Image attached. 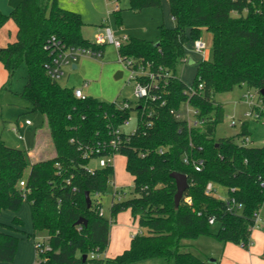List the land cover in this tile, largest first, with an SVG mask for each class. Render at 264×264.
<instances>
[{
    "label": "trees",
    "instance_id": "obj_1",
    "mask_svg": "<svg viewBox=\"0 0 264 264\" xmlns=\"http://www.w3.org/2000/svg\"><path fill=\"white\" fill-rule=\"evenodd\" d=\"M167 2L174 26L159 24L157 42L127 37L118 47L122 60L133 58L150 71L162 68L170 73L165 85L150 89L159 98H142L126 109L88 95L77 98L73 88L60 85L47 73L50 55L45 45L51 36L67 46L101 51L103 43H90L83 37L80 13L61 7L58 0H7L10 12L0 10V28L8 20L16 25L15 40L0 47V61L7 73L0 86V101L17 68L25 64L26 81L20 96L31 111L43 115L45 128L38 138L46 136L52 149L50 155L28 163L25 150L0 139V210L16 212L24 201L29 204L31 235L40 234L47 245L37 263L127 264L164 258L174 264H218L194 252L190 241L212 235L244 248L251 244L253 216L264 201V144L245 143L250 134L247 120L240 122L235 135L217 138L222 115L215 95L243 85L264 105V0ZM160 5L161 0H129L134 11ZM202 29L211 33L213 57L197 63L188 85L176 75V65L185 56L190 60L186 45L200 38ZM185 101L198 110L197 117L204 119L201 125H188L171 112ZM131 111L136 115L134 131L122 130L117 147H110L113 130L122 128ZM110 153L125 156L133 191L127 199L112 201L108 219L99 211L101 196L109 192L113 166L92 162ZM199 158L203 165L197 171L193 160ZM174 171L185 174L188 183L178 205L174 202ZM21 179L25 180L23 187ZM209 182L226 187L227 197L242 207L228 210L224 198L206 192ZM125 210L146 232L135 233L127 248L105 257L110 224ZM210 217L219 223L215 233L210 231ZM81 218L86 224L76 223ZM12 224L16 226L1 224V262H12L15 257L18 237L11 231H21L15 228L21 221L14 217Z\"/></svg>",
    "mask_w": 264,
    "mask_h": 264
},
{
    "label": "rangeland",
    "instance_id": "obj_2",
    "mask_svg": "<svg viewBox=\"0 0 264 264\" xmlns=\"http://www.w3.org/2000/svg\"><path fill=\"white\" fill-rule=\"evenodd\" d=\"M61 7L80 13L84 25L82 26V35L90 43H95L97 37L105 34L106 26L113 33L115 40H123V37H138L148 41L157 42L159 34V24L172 27L173 18L170 16L169 7L166 0H161L158 7H150L141 11H134L129 8V0H58ZM120 9L119 12L116 10ZM0 10L8 14L11 10L7 0H0ZM15 28V31H13ZM16 25L12 20H8L0 28V47L5 46L8 42L15 40ZM201 38L206 42V48L202 52H195L189 42L186 45V54L189 61L179 62L176 65V75L186 84H190L197 67V63L202 60H211L213 57L211 33L205 29L201 31ZM75 64V67H72ZM64 74L58 79L62 86L71 88L81 87L82 91L98 100L102 101H123L127 99L132 104L135 103L136 97L133 93L134 81L128 80L130 70L118 53V48L113 42L105 40L101 53L99 55L81 54L76 61L63 67ZM26 66L21 64L13 75L8 89L3 92L0 101V139L7 145L20 148L26 151L27 161L31 162L28 154L32 151V160L40 159L43 156L52 153L49 139H40L35 149L38 131L44 129L43 115L38 111H31L28 102L20 96L22 87L26 81ZM119 73H121L120 76ZM7 80V73L0 61V86ZM88 84L84 86V83ZM247 88L243 85H236L231 91L218 93L215 95L216 103L220 105L221 122L216 127V137L232 136L239 132L240 122L248 121L249 144L261 145L264 142V121L255 120L251 116H246L245 112L250 110L248 103L242 97ZM185 104L182 103L179 111L184 114ZM29 120L30 124H25ZM18 125L19 133L23 139H19L13 127ZM136 126V115L131 111L129 121L122 126L123 131L130 132ZM44 131V130H43ZM43 131H40L43 132ZM35 149V150H34ZM34 150V151H33ZM95 161L92 165H95ZM113 181L120 194L112 196L114 186L109 185V192L101 196V203L104 217L110 219V206L112 201L127 199L132 196L133 182L132 176L126 170L125 156L117 153L113 158ZM215 195L226 198V187L218 184L213 185ZM27 210H23V227L27 229L31 226L30 209L28 203ZM127 211V210H125ZM123 212V211H121ZM120 213V212H119ZM259 217L263 220L262 228L254 230L255 235L260 236L264 231V201L259 210ZM114 219V218H113ZM111 224L113 225L114 222ZM110 224V225H111ZM136 228V227H135ZM219 228V223L215 222L210 225V231L215 233ZM138 229V228H136ZM43 238L36 234L35 240ZM46 240V238H44ZM260 242L255 238V243ZM192 250L200 255H209L214 258L224 259L226 263L238 259L236 255L229 256L223 242L218 241L212 235H200L191 240ZM233 244V243H232ZM41 257L35 255V264ZM240 264H250L239 260ZM127 264H174L172 260L167 261L164 258H150Z\"/></svg>",
    "mask_w": 264,
    "mask_h": 264
},
{
    "label": "built area",
    "instance_id": "obj_3",
    "mask_svg": "<svg viewBox=\"0 0 264 264\" xmlns=\"http://www.w3.org/2000/svg\"><path fill=\"white\" fill-rule=\"evenodd\" d=\"M105 34L100 35L97 37V40L95 43L97 44H102L105 42V40H109L110 42H113L114 45L118 48L121 44L122 41L126 40L127 37H123V40H115L113 37V33L111 31V29L109 27H105ZM192 49L195 52H202L204 51V49L206 48V42L200 37L198 39L193 40L192 42ZM45 48L48 50L49 55H50V60L48 62H46L45 67L47 70V73L49 74V76L53 79L58 80L59 78H61L64 74L63 71V67L65 65H69L71 62L76 61L77 57L81 54H90V55H99L101 53L100 50H91L90 48L87 47H79V46H67L64 43H62L60 40H58L57 38H55L54 36H51L48 40L47 43L45 45ZM121 58V57H120ZM187 60V57L185 56L183 58L182 62H185ZM125 62V65L128 67V69L130 70V74H129V78L128 80H133L134 81V88H133V93L136 97V101L142 99V98H151V99H155V98H159L160 95H153L150 92L151 87L157 88L159 83L161 86L165 85V80L167 79L168 76H170V73L168 71L163 70L162 68H159L157 71H150L148 69V67L144 66L141 61H136L133 58H128L126 60H122ZM73 65V64H72ZM147 78L149 80H147ZM88 83L85 82L84 86L87 85ZM190 85V84H188ZM190 87V86H189ZM202 87V84H199V88ZM191 90V88H190ZM73 94L75 95V97L80 98V99H84L86 94L82 91L81 87H76L73 88ZM242 97L245 99V101L248 103L250 110H248L247 112H245L246 116H251L253 117L255 120H262L264 121V116H261V112L264 113V105L262 100L259 98V96L253 92L252 90L247 89ZM135 101V102H136ZM115 104L120 108V109H126L129 108L130 106V102L127 99H124L123 101H117L114 100ZM185 104V109H184V114L181 113L179 111V109L177 110H171V112L177 117V118H183L187 121L188 125H193V126H197V125H201L204 122L203 118H198V110L196 108H194L193 106H191L189 104L188 101L184 102ZM148 115H151V113H149ZM129 121V118L124 120V123L122 126L126 125ZM25 124L29 125L30 121L26 120ZM13 131L16 132L17 136L19 139H23L22 135L19 133V127L18 125L14 126ZM135 129V127H134ZM134 129L130 132H133ZM123 129H114L113 133H112V137L109 140V146L112 148H116L121 136L120 133ZM126 132V131H125ZM249 137L245 138V143H249ZM264 144V142H263ZM161 152V150H160ZM84 155H87V153H84ZM115 154H108L107 156L104 157H99L97 160H95V165L94 166H99V167H105V166H113L112 162H113V158H114ZM184 162L188 163L189 162V158L185 157L184 158ZM203 165V159L199 158L196 160H193V166L195 170H200L201 167ZM113 184L114 186V191L112 196H116L118 194H120V192L115 189L116 185L112 179V181L110 182ZM19 185L21 187H23L25 185V180L21 179L19 181ZM214 184L209 182L206 185V192L208 193H216L215 188L213 186ZM120 199V195L118 197V200ZM227 202V208L228 210H233L234 208L239 209L242 207V204L237 202L234 198H229L226 197L224 198ZM100 214H103V210H102V206L100 208L99 211ZM253 226L254 227H258L259 226V222H260V217H259V213H254L253 216ZM213 217L209 218V223H213ZM34 245H35V250H36V254L39 255L40 252H42L43 250H45L47 248L46 245V241L44 238H41L40 240H35L34 241ZM94 255L91 254V257H93Z\"/></svg>",
    "mask_w": 264,
    "mask_h": 264
},
{
    "label": "crops",
    "instance_id": "obj_4",
    "mask_svg": "<svg viewBox=\"0 0 264 264\" xmlns=\"http://www.w3.org/2000/svg\"><path fill=\"white\" fill-rule=\"evenodd\" d=\"M167 5H168V2H167ZM13 31H15V28H13ZM120 75L121 73H119L118 76ZM43 130L44 129L40 131H43ZM40 131H38L37 133L35 149L38 146V139H39L38 134L40 133ZM28 154L32 161V151H29ZM26 204L27 202L24 201L16 212H12L6 209L0 210V229L4 230V227H2L1 224H9L12 226H16L15 224H12V220L14 217L19 218L21 221V224L15 227L21 231H16V229L11 231L13 234H15L18 237L15 257L12 262H3V261L1 262L0 261V264H35V255H36V250H35V245H34L35 236L31 235L32 234V223H31V226H29L27 229L23 227L24 225L23 224V210L24 209L27 210ZM28 208L30 209L29 204H28ZM30 216H31V213H30ZM113 222L114 224L110 225L109 243H108L106 250L103 253V256L108 257V258L114 257L115 255L119 254L122 250L127 248L130 243L131 238L133 237L135 233L146 232L145 228H140L138 226L136 220L132 217L130 211L128 210L118 213L115 216V218L112 220V223ZM262 222L263 220L260 217L259 226L251 229V244L247 248L241 247L234 243L232 244L231 242L224 243L225 248H226V253L229 256L236 255L238 259H234L232 262L226 263L224 259L214 258L209 255H206V256H209L211 260L213 261L215 260L218 261V264H240L239 260H242L244 262L247 261L250 264H264V259L261 257L263 241H264V231L261 235V238L257 234L255 235V232H254V230H257L263 227ZM135 227L138 229H136ZM255 238H258L260 242L256 241L255 243Z\"/></svg>",
    "mask_w": 264,
    "mask_h": 264
},
{
    "label": "water",
    "instance_id": "obj_5",
    "mask_svg": "<svg viewBox=\"0 0 264 264\" xmlns=\"http://www.w3.org/2000/svg\"><path fill=\"white\" fill-rule=\"evenodd\" d=\"M72 67H75V64H73ZM171 176L175 179V183H176V192L174 194V202H175V205H178L180 199L183 196V191L188 186L187 176L183 173L176 172V171L172 172ZM85 200L87 202V206H90L91 199H90L88 191L85 192ZM76 223H85L86 224V220L81 218ZM85 257H86V255H83V258H85Z\"/></svg>",
    "mask_w": 264,
    "mask_h": 264
}]
</instances>
